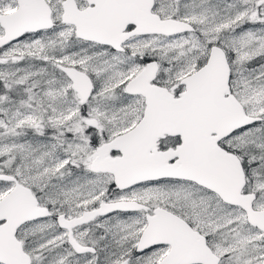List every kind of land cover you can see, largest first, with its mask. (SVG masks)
Segmentation results:
<instances>
[{
	"label": "snow or ice",
	"instance_id": "1",
	"mask_svg": "<svg viewBox=\"0 0 264 264\" xmlns=\"http://www.w3.org/2000/svg\"><path fill=\"white\" fill-rule=\"evenodd\" d=\"M0 264H264V0H0Z\"/></svg>",
	"mask_w": 264,
	"mask_h": 264
}]
</instances>
